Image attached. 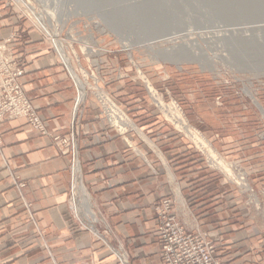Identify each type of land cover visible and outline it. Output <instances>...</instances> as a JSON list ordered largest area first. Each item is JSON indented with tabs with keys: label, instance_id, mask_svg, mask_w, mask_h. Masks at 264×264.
Listing matches in <instances>:
<instances>
[{
	"label": "crops",
	"instance_id": "0c3cea01",
	"mask_svg": "<svg viewBox=\"0 0 264 264\" xmlns=\"http://www.w3.org/2000/svg\"><path fill=\"white\" fill-rule=\"evenodd\" d=\"M11 14H0V42L18 32L10 46L25 61L26 94L48 130L66 134L74 82L41 32ZM125 82H114L110 91L137 109L141 101ZM156 115L119 133L87 98L79 110L75 155L62 153L24 118L2 122L0 264H162L156 207L167 197L187 231L212 240L227 264H264V172L254 180L261 204L249 206L242 191L219 184L189 143ZM222 148L231 160L242 149ZM73 160L84 188L77 189L75 208ZM211 181L219 188L208 186Z\"/></svg>",
	"mask_w": 264,
	"mask_h": 264
},
{
	"label": "rangeland",
	"instance_id": "374dc122",
	"mask_svg": "<svg viewBox=\"0 0 264 264\" xmlns=\"http://www.w3.org/2000/svg\"><path fill=\"white\" fill-rule=\"evenodd\" d=\"M29 1L57 26L60 44L72 63L84 69L88 84H103L124 109L126 130L156 112L219 184L242 191L249 206L261 204L254 180L264 172V113L258 107L264 109V0ZM8 2L13 4L0 0V14L17 15L23 4ZM170 35L177 37L166 39ZM126 41L130 46L123 45ZM172 53L180 57L169 58ZM144 76L162 107L153 101ZM121 80L140 99L137 109L110 91ZM87 98L94 100L90 92ZM169 105L178 108L190 132L177 126V113L173 109L172 115ZM198 138L215 151L213 157ZM223 144H237L239 156L229 159Z\"/></svg>",
	"mask_w": 264,
	"mask_h": 264
},
{
	"label": "built area",
	"instance_id": "2783aa9c",
	"mask_svg": "<svg viewBox=\"0 0 264 264\" xmlns=\"http://www.w3.org/2000/svg\"><path fill=\"white\" fill-rule=\"evenodd\" d=\"M17 3L23 5L18 6L19 10H16V14L20 18L30 20L47 41L50 39L51 48L57 54L61 66L73 80L76 89L73 111L74 117L72 127L68 133L53 134L48 130L24 89L23 77L25 75V61L21 55L12 52L13 48L10 46L11 43L17 39V32L0 42V124L6 120L24 118L28 124L41 135L50 136L53 143L61 149L62 153H72L75 155L77 151L79 110L90 92L94 97L100 116L107 122L108 126L114 128L119 133L124 132L127 126V116L123 111L124 109L119 106L111 93L107 91L101 83L97 82L94 85L86 84V86H84L85 95L81 99L80 96L82 93L76 78L69 68V65L65 62L63 54L57 47L54 37L49 33V27L45 24H41L34 17L33 12L28 8L30 5L27 0H23V2L13 0V4L12 2H8L7 6L15 7ZM47 25L51 27L50 31L57 34V36L60 35L56 25H51L49 23H47ZM71 64L74 65L75 72L80 78L83 79L85 75L87 76L80 64V68H78L76 62L75 64L71 62ZM86 78L88 80V76ZM141 79L151 94L153 101L162 107L163 103L161 102V97L158 95L153 85L145 76L141 77ZM172 109L178 110L174 106ZM2 147L3 144L0 138V149H2ZM79 185V165L76 160H73L71 164V193L73 200L72 206L74 208L76 192ZM20 187H23V184H20ZM173 203L174 199L167 197L156 207L159 217L157 234L161 242L162 264H227L215 254V246L212 240L198 231H187L185 226L175 215Z\"/></svg>",
	"mask_w": 264,
	"mask_h": 264
},
{
	"label": "bare ground",
	"instance_id": "6f19581e",
	"mask_svg": "<svg viewBox=\"0 0 264 264\" xmlns=\"http://www.w3.org/2000/svg\"><path fill=\"white\" fill-rule=\"evenodd\" d=\"M19 2H23V0H18ZM29 1V0H28ZM94 1V0H93ZM30 2V1H29ZM46 4V3H45ZM30 6H28V8L33 12V15H34V17L41 23V24H45L47 27H49V33L54 37V40L56 41V43H57V47L59 48V50L62 52V54H63V57H64V60H65V62L69 65V68L71 69V71L73 72V75H74V77L76 78V81H77V84H78V86H79V88H80V90H81V99L83 98V96L85 95V93H84V86H86V84H88V82H87V79L86 78H80L79 76H78V74L75 72V69H74V67H73V65L71 64V59H70V57H69V55L65 52V50H64V48H63V45L62 44H60V41L58 40V36L56 35V34H54L52 31H50V26L49 25H47V20H48V18L47 17H45V15H43V14H41V13H39V12H37L34 8H33V6H31V4H29ZM140 12V11H139ZM61 22V21H60ZM161 31V30H160ZM154 33V32H153ZM151 35H153V34H151ZM177 36L176 35H170V36H167L166 37V39H168V40H173V39H175ZM123 42V41H122ZM128 41H126V42H124L123 43V45H125V46H130L129 45V43H127ZM154 41H150L149 42V44L148 43H146L147 45H149V47H150V44L151 43H153ZM131 44V43H130ZM180 52V51H179ZM182 53H183V51H182ZM186 53V52H185ZM177 53H172V54H170L169 55V58H176V57H180L179 55H176ZM176 56V57H175ZM182 57H183V55H181ZM76 73V74H75ZM86 77V76H85ZM96 83H97V81H96ZM163 103V102H162ZM174 105V104H173ZM260 105V104H259ZM164 106H165V104H164ZM168 107V106H167ZM173 107V106H172ZM171 107V108H172ZM166 108V107H165ZM169 108H170V105H169ZM170 108V109H171ZM170 109H169V111H170ZM178 109V108H177ZM167 110V109H166ZM177 110H175V112H176ZM166 112V111H165ZM168 113V112H167ZM166 113V114H167ZM171 113V112H170ZM177 113V112H176ZM172 115H173V109H172ZM171 115V116H172ZM169 118V117H168ZM175 122H176V124H177V126L181 129V128H183L184 130H186L187 132H190V129H189V127L184 123V121H183V119H182V117H181V115L179 114V112L175 115ZM131 123V122H130ZM182 130V129H181ZM194 133H195V131H194ZM189 134V133H188ZM193 135V134H192ZM196 135V134H195ZM193 136L194 137V139H197L196 138V136ZM190 136V135H189ZM198 140H200V141H203L201 144L203 145V143H204V147H208V152L210 153L209 155H211L212 154V157L215 155L214 153H215V151H213L211 148H210V146L206 143V141H204V140H202V139H199L198 138ZM198 142V141H197ZM203 147V146H202ZM214 154V155H213ZM208 155V156H209ZM217 156V155H216ZM211 157V158H212ZM213 159V158H212ZM215 159V158H214ZM213 159V160H214ZM216 161H218V160H216ZM216 161H214V163L216 162ZM219 162H220V160H219ZM217 164L216 165H218V162H216ZM215 165V164H214ZM221 165H223V163L221 164ZM223 167V166H222ZM227 168V167H226ZM223 169H225V168H223ZM231 170V169H230ZM229 171V170H228ZM229 173V172H228ZM80 175V174H79ZM230 176V175H229ZM246 188V187H245ZM79 190H80V192H84V188H83V186L80 184L79 185ZM85 195H87V194H85ZM87 197V196H86ZM78 204V203H77ZM83 204H85V206H86V209H87V212L89 213V214H91V215H93L94 213L91 211V208L89 207V205H88V203H87V199H83ZM84 209V208H83ZM85 209V210H86ZM80 213V212H79ZM82 213V212H81ZM92 219H93V217H92Z\"/></svg>",
	"mask_w": 264,
	"mask_h": 264
},
{
	"label": "trees",
	"instance_id": "16d2710c",
	"mask_svg": "<svg viewBox=\"0 0 264 264\" xmlns=\"http://www.w3.org/2000/svg\"><path fill=\"white\" fill-rule=\"evenodd\" d=\"M214 178H216V175H214ZM207 184H208V186L211 185L212 188H214V186H216L214 181L208 182Z\"/></svg>",
	"mask_w": 264,
	"mask_h": 264
},
{
	"label": "water",
	"instance_id": "95a60500",
	"mask_svg": "<svg viewBox=\"0 0 264 264\" xmlns=\"http://www.w3.org/2000/svg\"><path fill=\"white\" fill-rule=\"evenodd\" d=\"M260 110L264 113V109L261 106H258Z\"/></svg>",
	"mask_w": 264,
	"mask_h": 264
}]
</instances>
